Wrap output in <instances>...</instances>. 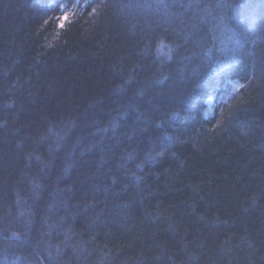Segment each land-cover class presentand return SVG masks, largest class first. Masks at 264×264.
I'll return each instance as SVG.
<instances>
[{"label": "trees", "instance_id": "1", "mask_svg": "<svg viewBox=\"0 0 264 264\" xmlns=\"http://www.w3.org/2000/svg\"><path fill=\"white\" fill-rule=\"evenodd\" d=\"M61 1L0 0V264H264V0Z\"/></svg>", "mask_w": 264, "mask_h": 264}, {"label": "rangeland", "instance_id": "2", "mask_svg": "<svg viewBox=\"0 0 264 264\" xmlns=\"http://www.w3.org/2000/svg\"><path fill=\"white\" fill-rule=\"evenodd\" d=\"M79 2V0H62L60 4V22L59 26H61L71 14V11H73L76 4ZM237 86V82L234 80H227L224 85L219 89L215 90L214 93L210 94L206 100L204 112L205 114H209L213 111L214 106L218 104L220 101L225 100V98L235 90Z\"/></svg>", "mask_w": 264, "mask_h": 264}]
</instances>
